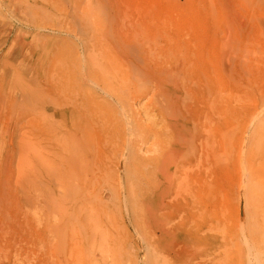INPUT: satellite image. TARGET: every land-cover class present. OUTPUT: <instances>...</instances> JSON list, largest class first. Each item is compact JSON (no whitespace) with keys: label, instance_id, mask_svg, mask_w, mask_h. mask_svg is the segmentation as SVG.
<instances>
[{"label":"rangeland","instance_id":"1","mask_svg":"<svg viewBox=\"0 0 264 264\" xmlns=\"http://www.w3.org/2000/svg\"><path fill=\"white\" fill-rule=\"evenodd\" d=\"M86 59L131 69L82 86L125 139L84 171L45 95ZM0 199V264H264V0H0Z\"/></svg>","mask_w":264,"mask_h":264},{"label":"bare ground","instance_id":"2","mask_svg":"<svg viewBox=\"0 0 264 264\" xmlns=\"http://www.w3.org/2000/svg\"><path fill=\"white\" fill-rule=\"evenodd\" d=\"M27 5V4H26ZM28 6V5H27ZM53 7V5H51ZM75 6V3L74 5ZM36 8V7H35ZM20 9V8H19ZM19 12V11H17ZM20 13V12H19ZM31 16V15H30ZM78 35V34H77ZM91 35V34H90ZM92 36V35H91ZM139 37V36H137ZM146 38V37H145ZM158 38V37H157ZM148 39V38H147ZM147 39H144L141 41L143 42L144 40H146V43H145V46L147 44V46L149 45L147 42ZM155 40H158L156 38H154ZM149 40V39H148ZM84 42V41H83ZM123 42V41H122ZM120 43V42H119ZM144 43V42H143ZM152 43H154V41H152ZM63 45H65V48H62L60 51H58L59 53V56L60 57H65L66 59L68 60H71L72 58L74 59L75 56H77L79 54V51L78 49L76 48H73L70 45L62 42ZM121 44V43H120ZM142 44V43H141ZM19 45V44H18ZM117 45V44H116ZM124 45V44H123ZM126 45V44H125ZM131 44L127 45V47H129ZM143 45V44H142ZM22 46V45H21ZM132 46V45H131ZM128 48V51L130 49V52L135 49L133 47ZM134 46V45H133ZM119 47V46H118ZM126 47V48H127ZM23 48V47H22ZM124 48V47H123ZM133 48V49H132ZM132 49V50H131ZM124 50H126L124 48ZM136 51V49H135ZM134 51V52H135ZM51 52V51H50ZM127 52V51H125ZM144 52V51H143ZM152 53V52H150ZM148 54L149 56L151 54ZM87 54V53H86ZM91 54V53H90ZM88 57H92V55H90ZM128 54V53H126ZM130 54V53H129ZM11 55V54H10ZM51 55V53H50ZM134 55H136V59H140L137 57V52H135L133 54V58L135 57ZM87 57V58H88ZM128 57V56H126ZM76 58V57H75ZM93 58V57H92ZM91 58V60H92ZM79 59V58H78ZM83 59V58H82ZM89 59V58H88ZM88 59H86L88 61ZM90 60V59H89ZM90 60V61H91ZM174 60V59H173ZM86 61V62H87ZM138 61H141L142 63V60H138ZM85 62V61H84ZM85 62V66L83 65V69H82V72L83 70H85L86 73H81L82 74V77L79 76L78 79L76 78V76L74 74H72V80H74V82L72 83L71 87H67V88H62L61 86V83L58 82V81H54V79L50 80L49 81V85H48V88H47V95H45L47 98H50V102H49V105L47 106V109H46V112L48 113L49 111L53 112V114H51V117L54 118V117H58V118H61V120L63 121L62 125L63 124H69L68 127H66V134H62L60 135L54 128V126L51 128V127H48L47 128V136L49 138L50 141H52L54 138L56 137H59L60 140L63 139V137H65L66 139H68V142L69 143H72L73 141L76 142V152L75 154L78 155L76 156L75 158L73 157L72 160H70V164L72 166L73 169L75 170H82L84 169V171L89 167V155L95 145V150H96V153L98 154L99 156V159L103 158L105 156V148L104 146L108 144V141H110L111 143L113 142V140L115 139H119V140H124V144H125V139H124V136L123 134H121L119 129H115L114 127V130L111 131V129L107 128L108 125L110 123H113L116 125V123H118V119L117 117L114 118V116H112V114H110V110H113L111 109V107L109 105H105L104 101L100 103V101H98V99H101L99 98L97 95L95 96L94 94L92 95L89 94H85L84 90H83V87L84 85L87 83V79H91L92 80H97L100 82V84H98L97 82H95V84L92 82L90 83H93L94 85H98V88L99 86L101 85V83H103V87H102V90H99V91H105L104 93H106L107 95L110 96V98L115 102H119V104L121 105V103H123V100L122 99V96H120L117 91L118 89L115 88L114 86H112V84L109 82V79L113 78L112 76L118 74V76L121 75L122 72L125 71V68L126 69H129L130 66H126L125 67V64H127L126 61H122V63L119 61L117 62L119 64V67H116V70L114 68L111 67V69H108L107 67L105 66H100V67H97L96 66V62L94 64V61H92V64L91 62H89L88 64ZM73 63H75V61H73ZM77 63V62H76ZM75 63V65H76ZM79 65H80V61L78 62ZM138 64L140 65V62H138ZM132 65V64H130ZM81 67V66H79ZM132 69L134 66H131ZM175 67V66H174ZM110 68V67H109ZM135 68V67H134ZM168 68V67H167ZM181 68V67H180ZM69 69V68H68ZM80 69V68H79ZM77 69V70H79ZM131 69V68H130ZM137 69V67H136ZM134 72H136L137 70L133 69ZM132 70V71H133ZM140 71V70H138ZM169 71V70H168ZM177 71V69H176ZM142 73V71H140ZM164 72V71H163ZM162 72V74H163ZM170 72V71H169ZM76 73V72H75ZM141 73H140V77H141ZM146 74H148V72L146 71L145 72ZM166 73V72H165ZM172 73V72H170ZM178 73V72H177ZM176 73V74H177ZM17 74V73H16ZM69 74V73H68ZM139 74V72H138ZM168 74V73H166ZM173 74H171L170 76L173 78L172 76ZM133 76V75H132ZM131 76V78H132ZM144 76V74H143ZM3 77V76H2ZM124 75H122V79H123ZM135 77V76H133ZM139 77V78H140ZM175 78V77H174ZM6 79V78H5ZM15 79V78H14ZM65 79V78H64ZM133 79V78H132ZM16 80V79H15ZM135 80V79H134ZM184 80V79H183ZM2 81V80H1ZM13 81V80H12ZM5 82H7L5 80ZM137 82V81H136ZM148 82V81H147ZM174 82V81H173ZM188 82V81H187ZM9 83V82H7ZM15 83V82H14ZM132 83V82H131ZM27 84V83H26ZM63 84V83H62ZM147 84V83H146ZM136 85H139V84H136ZM141 85L144 86L145 88V83H141ZM140 85V86H141ZM30 86V85H28ZM83 86V87H82ZM143 86H141V88H143ZM9 87V86H8ZM138 87V86H137ZM183 87V86H182ZM94 88V87H93ZM140 89V87H138ZM125 89V88H124ZM24 90V89H23ZM97 90V89H96ZM22 92V91H21ZM25 92V91H24ZM30 92V90L28 91ZM41 93V92H40ZM30 94V93H29ZM218 94V93H217ZM61 95L65 96L66 98L62 97ZM100 95V94H99ZM106 95V96H107ZM22 96V95H21ZM103 96V94H102ZM105 96V95H104ZM127 96V95H126ZM109 98V97H108ZM13 100H16V99H13ZM13 100L11 101V103H13ZM26 100V99H25ZM71 100V102H70ZM74 100V101H73ZM130 100V99H129ZM7 101V100H6ZM16 102V103H15ZM125 102V100H124ZM22 103V102H20ZM19 103V104H20ZM17 104V100L14 101L13 105L15 106ZM18 104V105H19ZM126 104V103H125ZM53 106V108L51 109V106ZM14 106H12L14 108ZM16 107V106H15ZM23 107V105L20 107V109ZM96 107L99 108V109H102V111L107 114V115H100L98 116L97 113V110H96ZM24 108V107H23ZM63 108H66V110H64V114H62L61 110ZM67 111V112H65ZM123 111H125L123 109ZM178 112V111H177ZM126 114V113H125ZM169 114V113H168ZM131 115V114H130ZM138 115V114H137ZM98 120V122H96ZM117 120V121H116ZM61 122V121H60ZM100 122V123H99ZM128 122V121H127ZM50 123V122H49ZM113 124L111 126H113ZM53 125V124H52ZM106 125L107 127L105 128ZM65 126V125H64ZM123 126V125H122ZM63 127V126H62ZM112 128V129H113ZM138 134L136 133V137L140 140H146L148 139L149 137V134L148 132H146V130L144 128H139V130L137 131ZM131 135V134H130ZM138 136H141L142 138H139ZM193 137V143L195 141V138L194 136ZM137 138H133V142L132 140H130L132 142V144L134 145V147L136 148V146L139 144V140ZM106 139V141H105ZM130 139V138H129ZM132 139V138H131ZM192 139V138H191ZM149 140V139H148ZM181 140V138H180ZM204 140V139H203ZM56 141V139H55ZM128 141V143L130 142ZM182 141V140H181ZM206 140L202 141L203 142V145L205 147V142ZM130 142V144H131ZM145 142V141H144ZM143 142V143H144ZM142 143V142H141ZM147 144V143H146ZM188 144L189 147H193L192 146V142H190L188 140V142L186 143ZM186 144L185 142L184 143H180V145L182 147H186ZM202 145V144H201ZM202 145V147H203ZM132 146V145H131ZM132 147V148H134ZM138 147V146H137ZM56 149V148H55ZM205 150V148H203ZM57 150V149H56ZM133 150V149H132ZM148 150V149H147ZM151 149L148 150V152H150ZM201 150V149H200ZM55 151V150H52V152ZM94 151V150H93ZM139 151V150H138ZM185 151V150H184ZM187 151V150H186ZM186 151H185V154L184 155H187L189 154V151H187V154H186ZM192 151V150H191ZM190 151V152H191ZM183 152V151H182ZM182 152H174L175 154L177 155H180L182 154L183 158H184V155ZM64 153H67L66 149L64 148ZM130 155L128 157V159H132L133 160V164H140L142 162L141 158L139 156H136L137 153H135V150L133 151V154H131L132 152H130ZM173 153V152H172ZM172 154L173 157L175 156V154ZM192 153H194L192 151ZM94 154V153H93ZM104 155V156H103ZM170 155V156H169ZM168 156L171 157V153L169 154ZM179 156V158H181ZM96 157V155H95ZM93 158V157H92ZM172 158V157H171ZM80 159V160H79ZM135 159V160H134ZM173 159V158H172ZM177 159V157H176ZM174 157V160L177 161ZM182 159V158H181ZM65 160V158H64ZM95 160V158H94ZM179 160V159H178ZM130 161V160H129ZM128 161V163H129ZM171 161V160H170ZM95 162V161H94ZM93 162V164H94ZM68 163V165H69ZM132 163V161H131ZM177 163V162H175ZM92 165V164H91ZM97 165V164H96ZM95 165V166H96ZM132 165V164H131ZM176 165V164H175ZM70 166V165H69ZM105 164H101L99 169L100 171L104 170ZM134 166V165H133ZM138 166V165H136ZM182 166V165H181ZM184 166V165H183ZM130 167V165L128 166ZM145 167V166H143ZM142 167V168H143ZM188 167V166H187ZM91 168V167H89ZM96 170L98 169V167H95ZM133 168V171H134V167ZM137 167H135L136 169ZM140 168V167H139ZM182 168V167H181ZM186 168V167H184ZM98 169V170H99ZM129 169V168H128ZM131 169V167H130ZM88 170V169H87ZM120 170V169H119ZM125 170V169H124ZM132 170V169H131ZM167 170V169H166ZM186 170H188L186 168ZM185 170V171H186ZM175 171V170H173ZM184 171V170H183ZM97 172V171H96ZM164 172V171H163ZM187 172V171H186ZM164 173H162L163 175ZM165 175V174H164ZM170 179V178H169ZM3 195V194H2ZM5 196V195H4ZM7 198V197H6ZM1 200V199H0ZM3 200V199H2ZM5 202V200H4Z\"/></svg>","mask_w":264,"mask_h":264}]
</instances>
